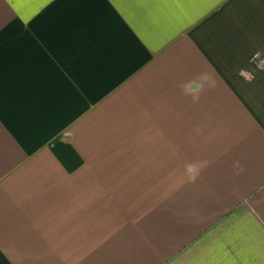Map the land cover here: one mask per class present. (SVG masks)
<instances>
[{
  "label": "crops",
  "instance_id": "obj_1",
  "mask_svg": "<svg viewBox=\"0 0 264 264\" xmlns=\"http://www.w3.org/2000/svg\"><path fill=\"white\" fill-rule=\"evenodd\" d=\"M0 264H264V0H0Z\"/></svg>",
  "mask_w": 264,
  "mask_h": 264
}]
</instances>
